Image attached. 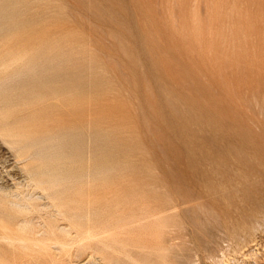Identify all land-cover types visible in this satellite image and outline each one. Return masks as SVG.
Here are the masks:
<instances>
[{
  "label": "rangeland",
  "instance_id": "1",
  "mask_svg": "<svg viewBox=\"0 0 264 264\" xmlns=\"http://www.w3.org/2000/svg\"><path fill=\"white\" fill-rule=\"evenodd\" d=\"M262 209L264 0H0V264H264Z\"/></svg>",
  "mask_w": 264,
  "mask_h": 264
},
{
  "label": "bare ground",
  "instance_id": "2",
  "mask_svg": "<svg viewBox=\"0 0 264 264\" xmlns=\"http://www.w3.org/2000/svg\"><path fill=\"white\" fill-rule=\"evenodd\" d=\"M196 1V0H195ZM107 6V5H106ZM207 8V6H206ZM194 9V8H193ZM207 10V9H206ZM199 21V20H198ZM135 24V23H134ZM191 24V23H190ZM136 26V25H135ZM200 27V26H199ZM249 137V136H248ZM251 141V140H250ZM251 143V142H250ZM40 144V143H39ZM37 146V145H36ZM250 148V147H249ZM242 181H238L234 178H227L226 180H220L217 183H205L203 185V190L201 192V195L199 196V198H195V199H190L186 202H195L196 201V205L198 206V208L200 210H204L203 212L207 215L208 213H210V211H208L206 209V202L208 201L207 199H209L210 197L213 198L214 200H218L223 206V213H224V218H223V222H219V220L217 218H214V220H216L217 223V228L215 229V234L214 236L218 237L220 240L222 239L221 244L225 243V248L228 246V242H227V237H225L224 235H226V232L229 229L234 228L235 226H237L238 223L244 222L245 220L248 221V219H251L250 221H252V219L258 214L261 213V209H257V210H250V208H248V200L247 198H249V194H247L246 191L241 189V185H242ZM156 193V192H155ZM176 197V196H175ZM168 200V199H167ZM168 202V201H167ZM256 204V203H255ZM254 204V205H255ZM260 204V203H259ZM262 204V203H261ZM263 206V205H262ZM259 207V205H258ZM257 207V208H258ZM250 210V211H249ZM161 212V210H159ZM262 211H264L262 209ZM264 213V212H262ZM261 215V214H260ZM264 216V215H263ZM181 218V217H180ZM263 218V217H262ZM262 220V219H261ZM249 221V222H250ZM187 222V221H186ZM256 222V221H255ZM185 224V223H184ZM259 224V223H258ZM187 226V224H185ZM239 225V224H238ZM246 226V225H245ZM251 226V225H250ZM259 226V225H258ZM257 226V227H258ZM264 227V226H263ZM238 228V227H237ZM236 228V229H237ZM240 228V227H239ZM241 229V228H240ZM211 230V229H210ZM209 230V231H210ZM235 230V228H234ZM233 230V231H234ZM263 231V230H262ZM88 232V231H87ZM179 232V231H178ZM230 232V231H229ZM228 232V233H229ZM237 232V231H236ZM239 232V231H238ZM251 232V231H250ZM255 232V231H254ZM257 232V231H256ZM191 233V232H190ZM227 233V235H228ZM241 233V232H240ZM87 234V233H86ZM234 234V233H233ZM243 234V233H242ZM262 234V233H261ZM208 236V235H207ZM233 236V235H232ZM242 236V235H241ZM248 236V235H247ZM213 237V236H212ZM179 236H171L170 237V241H172L173 239H178ZM235 238V237H234ZM0 239H2L4 242H9V243H14V242H24L25 239L22 236H18L17 234L12 233L11 230H9V228L7 226H2V234L0 236ZM258 240V239H257ZM230 241V240H228ZM236 241V240H235ZM252 241V240H250ZM174 242V241H173ZM242 242V241H241ZM254 241H252L253 243ZM244 243V242H243ZM249 242L247 241V245L248 246ZM251 243V244H252ZM255 243V242H254ZM139 247L140 249H146L147 244L145 241V237L144 234H142L141 239L138 241ZM212 244V243H211ZM216 244V243H215ZM230 244V243H229ZM245 244V243H244ZM194 245V244H193ZM220 245V244H219ZM253 245V244H252ZM251 245V246H252ZM197 246V245H196ZM223 246V245H222ZM240 247V246H239ZM250 247V246H248ZM247 247V249H248ZM221 248V246H220ZM224 248V249H225ZM192 249V248H191ZM237 250V249H236ZM239 250V249H238ZM242 250V249H241ZM188 251V250H187ZM203 251V250H202ZM209 251V250H208ZM235 251V250H233ZM246 251V250H245ZM249 251V250H248ZM207 252V251H206ZM237 252V251H236ZM254 252V251H253ZM238 253L240 254V252H237V254L235 253V255H238ZM244 253V251H243ZM249 253V252H248ZM222 254V253H221ZM234 254V253H233ZM223 255V254H222ZM189 256V255H188ZM187 256V257H188ZM194 256V254H193ZM245 256V255H244ZM243 256V257H244ZM251 256V255H250ZM249 256V257H250ZM186 257V258H187ZM222 257V256H221ZM235 257V256H234ZM242 257V259H243ZM248 257V256H247ZM249 259V258H248ZM145 258H142V261L140 262V264H145ZM181 260V259H180ZM186 261V260H185ZM190 262V261H189ZM194 262V261H193ZM232 262V261H231ZM195 263V262H194ZM183 264V263H182ZM186 264V263H185ZM196 264V263H195ZM214 264V263H213Z\"/></svg>",
  "mask_w": 264,
  "mask_h": 264
}]
</instances>
